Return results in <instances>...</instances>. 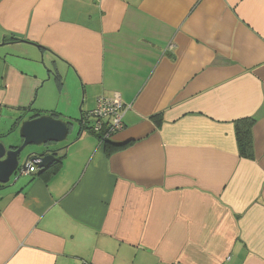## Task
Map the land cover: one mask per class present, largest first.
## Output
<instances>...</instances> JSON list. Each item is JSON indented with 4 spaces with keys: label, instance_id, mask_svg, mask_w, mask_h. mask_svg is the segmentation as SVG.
<instances>
[{
    "label": "crops",
    "instance_id": "1",
    "mask_svg": "<svg viewBox=\"0 0 264 264\" xmlns=\"http://www.w3.org/2000/svg\"><path fill=\"white\" fill-rule=\"evenodd\" d=\"M115 95L122 149L79 123ZM35 113L79 128L0 193V264H264V0H1L0 136Z\"/></svg>",
    "mask_w": 264,
    "mask_h": 264
},
{
    "label": "water",
    "instance_id": "2",
    "mask_svg": "<svg viewBox=\"0 0 264 264\" xmlns=\"http://www.w3.org/2000/svg\"><path fill=\"white\" fill-rule=\"evenodd\" d=\"M18 42L36 45L28 41ZM73 128L74 123L53 116H37L19 121L16 129L0 136V184L9 185L18 174L13 182L16 184L22 176L31 173L33 168L39 171L51 167L56 162V154L61 150L52 151L54 156L42 150L48 145L65 143Z\"/></svg>",
    "mask_w": 264,
    "mask_h": 264
},
{
    "label": "built area",
    "instance_id": "3",
    "mask_svg": "<svg viewBox=\"0 0 264 264\" xmlns=\"http://www.w3.org/2000/svg\"><path fill=\"white\" fill-rule=\"evenodd\" d=\"M126 112L127 107L119 95L112 98H99L96 107L87 114L88 121H92V133L101 136L102 142L106 139H113L115 134L125 128Z\"/></svg>",
    "mask_w": 264,
    "mask_h": 264
},
{
    "label": "trees",
    "instance_id": "4",
    "mask_svg": "<svg viewBox=\"0 0 264 264\" xmlns=\"http://www.w3.org/2000/svg\"><path fill=\"white\" fill-rule=\"evenodd\" d=\"M37 116H43V115L35 113L34 117H37ZM51 116L55 117L54 115H51ZM82 118L83 119H82L81 124L89 125L87 126V128L92 132V129H91L92 121L91 120H90L91 122L88 121L87 115H84ZM152 120L154 122H158L156 124L159 125L160 115L153 116ZM236 123H237L236 124V140L238 143L240 155L244 157L245 159L253 160L255 159L254 145H253V126L255 124V120L252 118H244V119L237 120ZM96 137H98L102 141L101 136H96ZM113 140L114 139L112 138L106 139L104 140L103 144H105L107 147L111 146L116 149H122L132 144L130 141L126 143L115 144ZM57 166H59V163L57 164ZM84 264H87V263L84 262Z\"/></svg>",
    "mask_w": 264,
    "mask_h": 264
},
{
    "label": "flooded vegetation",
    "instance_id": "5",
    "mask_svg": "<svg viewBox=\"0 0 264 264\" xmlns=\"http://www.w3.org/2000/svg\"><path fill=\"white\" fill-rule=\"evenodd\" d=\"M42 151H49V152H52V151H56L55 150V148H53V146L52 145H48L47 147H45V149H43ZM47 153V155H53L54 156V154L55 153ZM56 162H55V166H57V164L58 163H60V161H61V157H57V154H56ZM52 168L51 167H49V168H46V169H42V170H39V171H37V169L36 168H33L32 170H31V174L32 173H34V174H38V175H43V174H46L47 172H49L50 170H51ZM17 176H18V174H17ZM17 177L15 176L12 180H11V182L9 183V185H1L0 184V193L1 192H3V191H5L6 189H10L12 186H17L18 185V183H20V181H21V179L22 178H24V176H22V178L21 179H19L18 181H17V183L16 184H13V181L16 179Z\"/></svg>",
    "mask_w": 264,
    "mask_h": 264
},
{
    "label": "rangeland",
    "instance_id": "6",
    "mask_svg": "<svg viewBox=\"0 0 264 264\" xmlns=\"http://www.w3.org/2000/svg\"><path fill=\"white\" fill-rule=\"evenodd\" d=\"M71 123H74V128H79L78 123H76V122H71ZM72 135H73V134H71V135L69 136V139H68V140L71 139ZM23 180H25V177L23 178ZM21 181H22V179H21ZM21 181H20V182H21Z\"/></svg>",
    "mask_w": 264,
    "mask_h": 264
}]
</instances>
